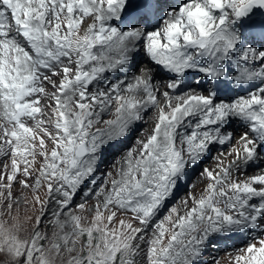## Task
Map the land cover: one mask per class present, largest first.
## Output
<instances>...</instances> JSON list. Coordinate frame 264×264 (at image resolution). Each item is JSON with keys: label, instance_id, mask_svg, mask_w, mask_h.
Segmentation results:
<instances>
[{"label": "snow or ice", "instance_id": "obj_1", "mask_svg": "<svg viewBox=\"0 0 264 264\" xmlns=\"http://www.w3.org/2000/svg\"><path fill=\"white\" fill-rule=\"evenodd\" d=\"M88 17L92 23L81 32ZM141 51L168 74L167 89L179 90L194 73L197 90L175 96V106L165 91L166 104L160 105L145 74L89 91L106 73L132 66ZM233 85L249 88L220 98ZM42 97L55 101L47 106L50 115ZM157 107L151 130L117 161L115 177L109 181L108 173L103 184L83 192L86 199L102 197L91 224L82 225L77 215L62 222L77 193L94 183L105 149ZM105 113L112 118L102 121ZM233 119L245 129L227 153L234 159L205 167L200 175L207 183L199 195L188 191L180 206L167 208L147 241L148 264H198L213 237L257 230L243 248L228 253L229 264H264V174L243 180L232 175L264 149V0H0V156L11 155V173L0 187L11 189L21 163L23 176L30 177L37 155L43 157L36 183L19 182L34 189L47 182L59 229L45 246L42 216L28 236H21L20 225L0 222V264H137L141 233L182 186L196 187L183 183L189 170L212 144L231 143L224 127ZM101 122L105 127L93 131ZM34 200L42 212L49 203ZM118 211L141 227L125 220L114 226Z\"/></svg>", "mask_w": 264, "mask_h": 264}, {"label": "rangeland", "instance_id": "obj_2", "mask_svg": "<svg viewBox=\"0 0 264 264\" xmlns=\"http://www.w3.org/2000/svg\"><path fill=\"white\" fill-rule=\"evenodd\" d=\"M89 18V19H88ZM87 19L89 21H92L91 17H88ZM87 19L85 18L82 22L81 25V32H83L84 28H86L90 23H86ZM259 19V18H257ZM86 20V21H85ZM84 24V25H83ZM137 54V53H135ZM143 57H146L144 53L141 51L136 55V65L133 68L134 72L138 71V68H140L143 65H146L145 59ZM158 69V67H157ZM114 75L116 76V72H108L105 74V77L108 82L102 83L103 81L95 82L94 85L90 86L89 91H94L98 88H103L107 89L108 86L110 85V81L114 78ZM109 76V77H108ZM126 76H123L125 78ZM195 77V75H194ZM159 81V85L161 86L163 83L166 84L168 83V79L160 72L158 69V74L156 77H154ZM54 79H59L58 77H54ZM196 79H198L196 77ZM110 80V81H109ZM194 79L190 81L192 83L191 85L187 86L184 88V90L174 92L175 95H182L186 93L187 91L189 92L190 90L192 91L191 88H195L196 86L193 85ZM45 86L48 91H52L51 86L47 85L45 82ZM195 86V87H194ZM190 88V89H189ZM197 90V89H196ZM139 95H141L139 93ZM161 105V97H158ZM54 105L55 101L51 100L50 97H42L41 98V106L42 109L45 111L47 115L51 114V110L47 107L49 104ZM153 112H151V108L148 109L146 112L143 113L144 117L147 118V116L150 115V122L148 121H141L134 123L132 126L131 132L122 140H117L114 143H112L109 147L105 149V151L102 154L101 161L99 163L98 169L95 173V181L94 183H88L85 188H82L80 192L77 193L75 198L73 199L71 205L69 208L66 210L65 215H61L59 219L63 222L68 219V216L70 215H77L81 218V224L84 226H88L91 224L93 216L95 215V209L97 206L98 199L101 198H96V197H90V198H85L83 195V192L95 188L98 185L103 184L104 178L108 173H112V177H108L109 181L115 177L116 169L120 166L117 161H119L126 153L127 150L135 147V141L137 139H143V136L141 135L142 132L145 130L150 131L152 126H153V121L155 116L158 113V107L153 108ZM47 115H45L44 119H47ZM112 116L108 113H105L102 116V121L111 119ZM238 121V120H237ZM239 122V121H238ZM29 126H31L32 122L29 120L28 121ZM47 126V125H46ZM103 128L105 125L101 122L100 124L94 126L92 129L93 131L96 130V128ZM234 129L233 135H232V140L231 143H226L225 145L221 146L219 144H212L209 148V151L206 156L203 157L202 161L199 163L198 166L191 168L189 170V181L183 182L184 184H190L195 185V188H185L182 186L172 197L169 199L167 205L160 210V212L157 214V216L153 219V221L148 225L147 228L144 229V231L141 233V235L144 236L143 241H136V243L140 244V253L135 257L137 264H148L147 260V249L149 247L147 241L153 238V230L155 228V225L163 219V216L167 214V208L171 206L172 204H177L180 206V202L185 198L186 193L188 191H192L194 194L199 195L200 191L205 187L207 181L204 180L203 177H201L200 173L205 167H208L209 169H216L218 165V161L215 158V155H218L219 153L224 152L225 150L229 149L232 150L235 146L234 145V140L235 136L240 137V135L245 131L244 127L238 128L234 126L232 123H228L227 127L224 129L226 132H229ZM187 131V129H185ZM41 136L43 135L42 133L40 134ZM46 140V149L50 151L52 148L51 142L45 137ZM37 144V151L38 149V143L39 141L37 140L35 142ZM259 155L264 156V154H261V150L259 152ZM258 155V156H259ZM231 158H234L232 156ZM19 159V158H17ZM29 160H31V157H28ZM226 159V160H225ZM225 163L230 159V157L225 158ZM223 160V161H224ZM44 158L40 157L37 155L35 162L32 164V166L29 168V171L31 172V176L28 178H25L22 174V170L24 168V164H20V169L21 172L17 174L16 179L12 182L11 189L7 187H0V222H6L8 226H11L13 224H18L21 227V236H28L31 233L32 228L35 226V219L37 216H42V222L39 225V231L46 235L48 237L47 240L42 241L45 246L48 245L49 240L54 239L53 233L54 232H59V229L55 226V221L57 217L53 215V212L57 210V204L55 203V195H53L51 198L47 194V187L46 181H41V185L38 188H24L20 184V180H25L27 179V182L30 185H34L36 183V178L40 175V173L37 171V169L40 168V166L43 164ZM5 164L8 165V168L5 169ZM261 167H264V163L260 164L259 166L254 165L252 167H248L246 169H239L233 170V177L236 178L237 175H242V174H248L252 175V173H255L261 169ZM11 173V155L7 156H0V176H5V179L3 181H0V184H7L6 180V174ZM9 192L11 193V198L9 199ZM34 196H39L41 201L44 200H49V203L44 205V210L43 212L41 211V204L36 203L34 200ZM83 203L85 205L84 209L78 208V205ZM9 204H11V208H9ZM105 216H107V212H105ZM31 217V219H29ZM120 220H125L126 222H130L133 224L134 227H141L138 221L132 220L131 214L125 211H118L117 216L115 217L116 225L114 226H119V221ZM107 223V220L105 219L104 221ZM65 231H71V225H67L65 228ZM259 231V230H257ZM247 234L248 235L247 237ZM258 233L253 234V232H245L244 234L241 235V237L245 236V240H242L241 243H239L235 247L234 250L230 251H221L217 249L219 247V244L222 245L225 242L220 241V243L212 244V239L211 241L206 245L208 248L204 250L202 257L199 259L198 264H213V260L216 259L219 261V264H229V257L228 253H233L235 254L236 250L238 248H243L245 244L250 241L254 236H256ZM218 238L219 236H215ZM220 240L222 238H219ZM77 249H79V244L76 245ZM5 257L3 254H0V260H4Z\"/></svg>", "mask_w": 264, "mask_h": 264}, {"label": "bare ground", "instance_id": "obj_3", "mask_svg": "<svg viewBox=\"0 0 264 264\" xmlns=\"http://www.w3.org/2000/svg\"><path fill=\"white\" fill-rule=\"evenodd\" d=\"M87 19V18H86ZM89 19V18H88ZM87 19V21H86V23H88V22H92V21H89ZM83 23H85V22H83ZM91 24V23H90ZM84 25V24H83ZM85 29V28H84ZM138 53L139 52H137V54H134V60H133V64H132V66H125L124 68H122V69H120V70H118L117 72H116V76L114 75V78L112 79V81H110L109 83L110 84H112V83H115L118 79H124L125 81H126V83H133L134 82V77H136V76H144L145 74L148 76V77H150L151 78V84H152V87H153V91L157 94V96L158 97H161V105H165L166 104V98L163 96V93L165 92V91H168L169 92V95H170V97H173L172 99H171V103H172V105L173 106H175V104L177 103V101H176V99H174V97L175 96H177V95H175L174 94V92L172 91V90H170V89H167V87H166V84L165 83H163L161 86L159 85L160 83H159V81L155 78V80H153L154 79V77H156V75L158 74V69H157V66H155L154 64H152L149 60H148V58L147 57H143L144 59H145V62H146V65H143V66H141L140 68H138V71L137 72H134L133 71V68H134V66L136 65V60H135V58H136V55H138ZM149 68H151L152 69V71H148V69ZM142 70H144L143 72H142ZM123 76H126L125 78H123ZM109 77V76H108ZM193 77H194V74L193 73H190V75H189V77L183 82V84H182V88L184 89V88H186L187 86H189V85H191L192 83H190V81L193 79ZM198 78V77H197ZM101 81H103L102 83H106V82H108L107 81V79H106V77H105V79H103V80H101ZM193 84H195V82L193 81ZM181 87L179 88V90L181 89ZM195 87V86H194ZM248 85H245V86H243L242 88H237L236 86H235V90L233 91V92H241V91H246L248 88ZM190 89V88H189ZM192 89V91L193 90H196L195 88H191ZM179 90H177V91H179ZM191 90L189 91V92H192ZM188 92V91H187ZM141 95H138V98H143V93L141 92L140 93ZM182 95H184V94H182ZM182 95H180V96H182ZM220 98H222V99H230V92H228L227 94H225V93H223V92H221L220 93ZM150 109V108H149ZM154 110H153V108H151V112H153ZM150 115L149 116H147V118H145L144 119V121H148V123L150 122ZM230 123H232L234 126H236V127H238V128H240L241 129V127H243V125L240 123V122H238L237 120H235V119H233ZM227 127V125L224 127V129ZM182 131H185V129H181ZM225 131V130H224ZM233 131H234V129L232 128V130L231 131H229V132H231V133H233ZM226 132V131H225ZM233 135V134H232ZM239 139V137L238 136H235V140H234V145H237V140ZM228 144V143H227ZM235 147H238V145L237 146H235ZM231 150H229V149H227V150H225L224 152H222V153H224V155H221V153H219L218 155H215V158L217 159V161L219 162V161H223L225 158H227V157H229V156H227V153L228 152H230ZM262 154V153H261ZM232 159H234V158H231L230 157V159L225 163V160L223 161L224 162V164L225 165H227L228 163H229V161L230 160H232ZM264 163V156H262V155H259V156H257V158L253 161V162H251V163H248V164H245L243 161H241L240 162V164H239V169L241 168V169H246V168H248V167H252V166H254V165H257V166H259L260 164H263ZM258 174H264V167H261V169H259V171H257V172H255V173H252V175H246V174H242V175H237L236 176V178H239L240 180H243V179H245V178H247V177H252V176H255V175H258ZM234 178V177H233ZM235 179V178H234ZM248 233V232H247ZM242 234H244V233H238V234H236V235H231V236H227L225 239L224 238H222L221 240L218 238H216V237H213L212 238V244H216V243H220V241H224V242H228V241H235V243H238V241L243 237H241V235ZM248 235H250V234H247V237H248ZM246 236V235H245ZM244 236V237H245ZM208 247L207 246H205V248H204V250H206ZM221 251H223V249H220L219 250V252H221Z\"/></svg>", "mask_w": 264, "mask_h": 264}, {"label": "clouds", "instance_id": "obj_4", "mask_svg": "<svg viewBox=\"0 0 264 264\" xmlns=\"http://www.w3.org/2000/svg\"><path fill=\"white\" fill-rule=\"evenodd\" d=\"M159 69V68H158ZM160 70V69H159ZM160 72L167 78V79H169V77L165 74V73H163L161 70H160ZM193 85H195L196 86V84H193ZM181 90H184L182 87H181V89L179 90V91H181ZM173 91V90H172ZM173 92H178V91H173ZM218 239V238H217ZM217 249L218 250H220V248L219 247H217ZM223 251H225V252H227V251H230L229 249L228 250H223Z\"/></svg>", "mask_w": 264, "mask_h": 264}]
</instances>
